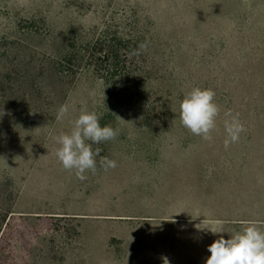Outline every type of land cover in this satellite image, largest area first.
Here are the masks:
<instances>
[{
	"label": "rangeland",
	"instance_id": "obj_1",
	"mask_svg": "<svg viewBox=\"0 0 264 264\" xmlns=\"http://www.w3.org/2000/svg\"><path fill=\"white\" fill-rule=\"evenodd\" d=\"M194 87L215 92L211 141L179 120ZM0 111V264H205L264 229V0H0ZM82 111L118 130L86 141L85 180L54 140Z\"/></svg>",
	"mask_w": 264,
	"mask_h": 264
},
{
	"label": "clouds",
	"instance_id": "obj_2",
	"mask_svg": "<svg viewBox=\"0 0 264 264\" xmlns=\"http://www.w3.org/2000/svg\"><path fill=\"white\" fill-rule=\"evenodd\" d=\"M214 97L213 90L194 87L179 104L181 125L205 141L212 140L211 132L216 127V118L219 114ZM67 112L68 107L62 105L58 110L57 119H62ZM4 114L0 111V117ZM225 115L228 117L224 121L226 133L224 146L227 148L229 144L238 141L244 129L238 113L233 114L229 110ZM99 120L96 112L82 111L74 120L69 133H61L54 137L55 143L59 146L55 151L56 158L64 169L74 171L79 180L86 179L85 172L96 171V157L99 155V149L93 151L91 144L86 141L98 144L113 140L118 135V130L109 125L101 126ZM100 165L108 170L116 167V161L101 157ZM207 251L210 255L206 258L205 264H264V229L256 222H247V226L228 239L220 236L214 240L207 247ZM163 264H169L167 258H163Z\"/></svg>",
	"mask_w": 264,
	"mask_h": 264
}]
</instances>
